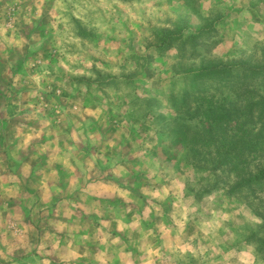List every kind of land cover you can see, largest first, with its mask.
I'll return each instance as SVG.
<instances>
[{
  "label": "clouds",
  "instance_id": "1",
  "mask_svg": "<svg viewBox=\"0 0 264 264\" xmlns=\"http://www.w3.org/2000/svg\"><path fill=\"white\" fill-rule=\"evenodd\" d=\"M209 62L233 78L194 87ZM245 62L264 64V0H0V264H264V183H244L264 78ZM201 99L235 105L216 135L255 148L196 158Z\"/></svg>",
  "mask_w": 264,
  "mask_h": 264
},
{
  "label": "rangeland",
  "instance_id": "2",
  "mask_svg": "<svg viewBox=\"0 0 264 264\" xmlns=\"http://www.w3.org/2000/svg\"><path fill=\"white\" fill-rule=\"evenodd\" d=\"M176 39L177 36L173 33H163L161 35V43L164 47H170ZM187 71H195L197 73V75L193 78L194 87H196L198 81L204 79H217L221 81H228L233 78V67L226 66L220 63L209 62L206 64H202L199 69H188ZM239 71L242 72L246 78H264V64H251L245 62L240 66ZM10 84L11 82L8 81L9 86ZM6 99L7 97L4 95V93H0V102H3ZM8 103L11 104V101H9ZM204 104L208 105L206 114L209 120L214 125V127L208 129L206 131V134L203 136L193 137L191 141L193 145L192 153L196 158L204 159V155L198 150V148L196 147L197 145L216 144L217 156L211 162L214 164L215 167H220L223 165L230 164L234 158V154L237 153L239 149L248 148L249 150H252L255 148L257 142L249 140L247 138V134L243 133L242 129H240L239 126H237L236 131L240 134L238 136H233L231 140L227 139L226 136L224 138H218L216 135V131L221 124H229V126H231L233 122L238 120L240 113L239 109L235 105H216L213 104L211 101L201 99V105L203 106ZM253 107V105H249V111H251ZM160 119L163 120L164 118L161 117ZM224 131L226 133L227 130ZM174 132L176 137L174 143L179 144L186 141L187 131L185 129L177 127ZM261 140H264V137H262ZM252 182L264 183V169H261L255 177L244 180V183Z\"/></svg>",
  "mask_w": 264,
  "mask_h": 264
}]
</instances>
